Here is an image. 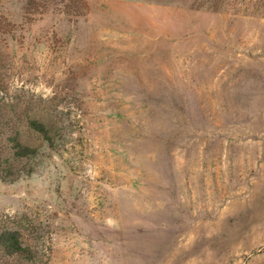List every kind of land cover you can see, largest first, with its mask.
I'll list each match as a JSON object with an SVG mask.
<instances>
[{
	"label": "rangeland",
	"instance_id": "374dc122",
	"mask_svg": "<svg viewBox=\"0 0 264 264\" xmlns=\"http://www.w3.org/2000/svg\"><path fill=\"white\" fill-rule=\"evenodd\" d=\"M21 144L0 232L33 264H264V0H0Z\"/></svg>",
	"mask_w": 264,
	"mask_h": 264
},
{
	"label": "trees",
	"instance_id": "16d2710c",
	"mask_svg": "<svg viewBox=\"0 0 264 264\" xmlns=\"http://www.w3.org/2000/svg\"><path fill=\"white\" fill-rule=\"evenodd\" d=\"M27 118L29 120L30 117L28 116ZM40 118L41 121L38 122L37 130L45 134V131H47L49 128H55L56 122L54 120H49L48 128H45L43 117L40 116ZM50 140L51 142L49 143V146L54 144L53 140ZM19 146L22 148L23 151L21 152V154L26 160V165H24V168L21 167V171H17L18 169L16 168L18 165L16 155L18 153L11 151L12 148L5 150V145L0 146V171H2V173H0V177L2 179L11 181L16 179L19 176L20 172H22V174H28L32 170V167H30V159L34 156L33 153L35 149L31 148L27 144H21ZM3 152L10 153V159L8 158L5 162H3ZM29 163L30 165L26 167ZM22 238L23 237L11 230H3L0 232V260L2 259L4 261V264H12V262L17 259H20L23 264H33L36 247L35 243L33 242L34 237L25 235L24 239ZM18 255H20V257Z\"/></svg>",
	"mask_w": 264,
	"mask_h": 264
}]
</instances>
